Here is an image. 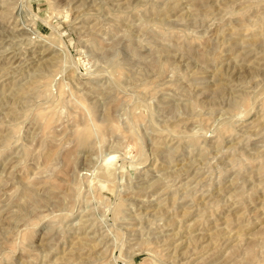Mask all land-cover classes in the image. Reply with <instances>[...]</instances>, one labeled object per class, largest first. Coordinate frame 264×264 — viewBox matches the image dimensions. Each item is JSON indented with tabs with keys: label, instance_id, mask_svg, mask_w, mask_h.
I'll list each match as a JSON object with an SVG mask.
<instances>
[{
	"label": "rangeland",
	"instance_id": "obj_1",
	"mask_svg": "<svg viewBox=\"0 0 264 264\" xmlns=\"http://www.w3.org/2000/svg\"><path fill=\"white\" fill-rule=\"evenodd\" d=\"M0 264H264V0H0Z\"/></svg>",
	"mask_w": 264,
	"mask_h": 264
},
{
	"label": "bare ground",
	"instance_id": "obj_2",
	"mask_svg": "<svg viewBox=\"0 0 264 264\" xmlns=\"http://www.w3.org/2000/svg\"><path fill=\"white\" fill-rule=\"evenodd\" d=\"M100 95V94H99Z\"/></svg>",
	"mask_w": 264,
	"mask_h": 264
}]
</instances>
